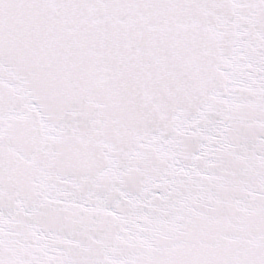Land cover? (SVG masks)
Instances as JSON below:
<instances>
[{
    "label": "snow or ice",
    "instance_id": "obj_1",
    "mask_svg": "<svg viewBox=\"0 0 264 264\" xmlns=\"http://www.w3.org/2000/svg\"><path fill=\"white\" fill-rule=\"evenodd\" d=\"M0 264H264V0H0Z\"/></svg>",
    "mask_w": 264,
    "mask_h": 264
}]
</instances>
